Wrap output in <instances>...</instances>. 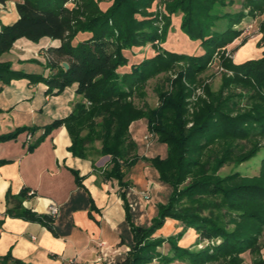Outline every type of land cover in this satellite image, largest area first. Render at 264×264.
<instances>
[{
    "label": "trees",
    "instance_id": "trees-1",
    "mask_svg": "<svg viewBox=\"0 0 264 264\" xmlns=\"http://www.w3.org/2000/svg\"><path fill=\"white\" fill-rule=\"evenodd\" d=\"M6 1L0 0V5ZM102 1L110 2L106 9L100 6ZM156 1L162 2L164 10H151ZM241 2V10L231 12L226 7L234 0H17L18 19L1 26L3 84L32 77L51 91L55 89L56 94L75 85L81 96L68 116L46 126L44 135L65 125L72 139L70 150L80 157L89 156L87 144L101 141L99 154L110 158L105 175L117 179L121 186H128L125 168L145 159L170 189L166 202L158 203L149 226L133 223L128 215L133 244L116 264H152L155 260L158 264H245L247 252L252 264H264V156L257 175L220 173L226 165L249 161L264 151V52L241 62L223 60L230 74L224 75L220 90L207 88V96L194 102L193 110V90L186 84H195L215 53L240 35L235 26L247 15L264 14V0ZM172 15L181 16L180 29L191 40L200 41L202 53L161 50L157 45L167 40ZM21 39L34 43L58 40V46L44 50L45 68L55 72L27 73L2 60ZM147 44L153 45L156 54L129 67L127 53L134 54ZM180 63L184 68L170 90L159 92L156 108L136 104V95L144 94L149 79L176 71ZM140 119L159 143L167 146L165 157L139 154L130 126ZM28 129L22 127L0 140L16 138ZM85 129L88 133L83 136ZM77 179L80 181L78 175ZM29 191L23 188L13 197L7 194L14 201L7 214L54 230V217L24 206ZM167 218L180 221L183 229L168 237L157 236ZM189 227L197 231V243L208 244L200 249L180 246ZM166 242L168 253L160 250ZM10 259L11 255L5 256L1 264Z\"/></svg>",
    "mask_w": 264,
    "mask_h": 264
},
{
    "label": "crops",
    "instance_id": "crops-1",
    "mask_svg": "<svg viewBox=\"0 0 264 264\" xmlns=\"http://www.w3.org/2000/svg\"><path fill=\"white\" fill-rule=\"evenodd\" d=\"M16 2L7 0L0 5V29L18 19ZM59 44L58 40L34 43L21 39L2 55V60H17L21 66H29L34 58L45 63L44 50ZM45 69L46 75L55 72ZM22 70L32 73L31 68ZM36 80L14 79L6 85L0 81V136L29 127L16 138L0 140V264L7 255L12 259L6 264H16L13 260L22 264H116L133 244L128 215L133 223L149 226L158 203L167 199L155 200L150 194L146 198L143 192L148 193L156 185L154 176L161 186H166L159 180L157 170L142 158L125 168L128 186H121L117 179L105 175V169L110 167L109 157L100 155L98 150H90L88 157L73 154L65 125L44 135L46 126L68 116L81 96L75 85L56 94L55 89L51 91L46 83ZM67 90L71 92L66 95ZM138 129L148 131L145 120L134 121L130 126L136 141ZM165 149L160 146L156 155L165 157ZM145 162L147 166L143 167L141 163ZM148 169H153L154 174ZM23 188L34 191L24 202L26 208L47 213L51 204L59 205L54 230L41 222L7 214L14 205L7 194L16 196ZM180 223L167 218L156 235L176 234ZM192 239L181 246H189Z\"/></svg>",
    "mask_w": 264,
    "mask_h": 264
},
{
    "label": "rangeland",
    "instance_id": "rangeland-1",
    "mask_svg": "<svg viewBox=\"0 0 264 264\" xmlns=\"http://www.w3.org/2000/svg\"><path fill=\"white\" fill-rule=\"evenodd\" d=\"M230 1V0H228ZM110 2L102 1L100 3V6L103 9H106L109 6ZM242 8V2L241 0H234L233 4H230L226 7L227 11H239ZM152 11H158V10H164V6L162 2L156 1L151 9ZM247 12V11H246ZM180 15H172V25L169 29L167 40L160 45L161 50L162 49H169L173 50L175 52L180 53H188V54H198L202 53V47L200 44V41H194L191 40L182 30L180 29ZM264 20V14H258L247 15L240 24L236 25L235 28L240 30V35L236 37L228 46L225 48L218 50L215 53L214 59L212 62L208 65L207 69L204 70L201 74H198L196 83L195 84H189L190 88L193 90L191 101L192 104H190L191 110L194 108V102H197V100L200 97L205 98L207 96L206 90L207 88H210L212 91H218L220 90L223 78L225 74H230L223 65V60L230 59L234 62H241L246 58H258L261 56V54L264 52V30L262 28V22ZM39 46V45H38ZM135 51V50H134ZM130 62L128 66L139 60L140 58L146 56V55H155L156 49L153 47L152 44H147L146 46L141 47L140 49H136V51L133 53H127ZM40 58L41 55L39 56ZM37 56V58H39ZM46 57V56H45ZM13 61V60H12ZM12 67L14 69L22 70L24 67L26 69L31 68V72L36 75H46L45 67L43 65L42 59H36L34 58L29 62V66H21L19 62L16 60L12 62ZM32 64V65H30ZM127 66V68H128ZM184 68V65L182 63L177 65V70L168 72V73H160L159 75L149 79L146 83V85L143 88V95H136L135 102L139 106H149L152 108H156L159 105L160 99H159V92L170 90L172 88V81L177 77V73L180 69ZM36 80V79H35ZM240 90V88L238 89ZM71 92L70 90H67L66 95ZM87 104H90L88 101L85 100ZM192 123H189L188 126H191ZM88 133V130L85 129L82 132L83 136H86ZM137 142L140 143V151L138 148V151L140 154H144L147 156H156V154H159L160 150L159 147L164 146V149L167 151V146L165 144L159 143L157 140V136L154 135V133H151L149 131H146L145 133L141 131L140 129L135 131ZM90 148V150H99L102 146L101 141H95L94 143L87 144ZM89 150V151H90ZM264 156V151H261L256 157L250 159L249 161L242 162L238 165H234L233 163L226 165L220 170V173L225 175L232 171H240L244 175L253 176L257 175L260 171L261 166V160ZM143 167L147 166V162L141 163ZM142 167V169H143ZM155 169V168H154ZM151 173L154 174L153 169H148ZM156 170V169H155ZM154 183L153 187L149 190L148 194H150L152 197L155 198V200L160 199H167L170 189L164 186H161L158 182V179L156 176H154ZM159 185L160 193L159 191ZM155 186V187H154ZM169 187V185H168ZM152 201V203H155L156 201ZM173 219V218H171ZM178 221V220H177ZM180 222V221H179ZM180 227L178 228L180 231L183 229L182 223H180ZM179 231V232H180ZM157 233V232H156ZM178 233V232H177ZM176 233V234H177ZM174 235V234H170ZM170 235H166L164 237H168ZM163 236V235H161ZM198 233L197 231L189 227L185 231L183 237L179 241V245L185 244L187 240L192 239V243L187 246L193 249H200L203 248L208 244L207 241L204 242H198ZM188 242V241H187ZM262 242L264 243V237L262 238ZM164 253H168L170 250V245L166 242L161 248ZM245 264H252V257L250 253H245ZM152 264H158V261L155 260ZM171 264H185L182 261H175Z\"/></svg>",
    "mask_w": 264,
    "mask_h": 264
},
{
    "label": "built area",
    "instance_id": "built-area-1",
    "mask_svg": "<svg viewBox=\"0 0 264 264\" xmlns=\"http://www.w3.org/2000/svg\"><path fill=\"white\" fill-rule=\"evenodd\" d=\"M31 135H28V138H30ZM34 194V191L30 190L29 195L32 196ZM144 196L147 198L149 197V194L147 192H143ZM50 214L52 217H56L59 214V205L56 203H53L49 206V210L47 212Z\"/></svg>",
    "mask_w": 264,
    "mask_h": 264
},
{
    "label": "water",
    "instance_id": "water-1",
    "mask_svg": "<svg viewBox=\"0 0 264 264\" xmlns=\"http://www.w3.org/2000/svg\"><path fill=\"white\" fill-rule=\"evenodd\" d=\"M64 66L66 67V68H68L69 66H68V64L66 63V62H64Z\"/></svg>",
    "mask_w": 264,
    "mask_h": 264
}]
</instances>
